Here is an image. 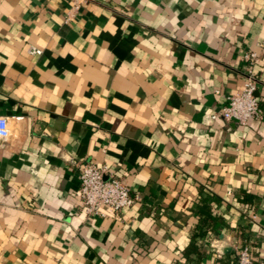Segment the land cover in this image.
Here are the masks:
<instances>
[{
  "label": "crops",
  "instance_id": "crops-1",
  "mask_svg": "<svg viewBox=\"0 0 264 264\" xmlns=\"http://www.w3.org/2000/svg\"><path fill=\"white\" fill-rule=\"evenodd\" d=\"M71 5L0 0V264H237L245 244L264 260V117H210L248 49L264 108V0H88L67 22ZM70 160L137 201L85 214Z\"/></svg>",
  "mask_w": 264,
  "mask_h": 264
},
{
  "label": "built area",
  "instance_id": "built-area-1",
  "mask_svg": "<svg viewBox=\"0 0 264 264\" xmlns=\"http://www.w3.org/2000/svg\"><path fill=\"white\" fill-rule=\"evenodd\" d=\"M88 0H72V5L67 11L65 20L68 22L79 6ZM259 49H264V40L257 42ZM30 54H39L41 50L33 45L27 49ZM244 71L242 89L228 95H223L219 89L214 90L216 95L224 97V104L220 110L211 114V119L221 118L224 121H232L239 125H246L251 119L262 120L264 108L256 95L258 87L262 84L257 76L255 66L260 62V53L248 49L243 53ZM10 130L8 118L0 115V140L9 137ZM77 168L80 187L78 196L80 206L87 215L106 216L119 213L132 206L137 197L132 196L129 188L122 180L111 172L106 165L90 160H70ZM237 264H254L249 245H243L238 250ZM256 264H264V260Z\"/></svg>",
  "mask_w": 264,
  "mask_h": 264
},
{
  "label": "trees",
  "instance_id": "trees-1",
  "mask_svg": "<svg viewBox=\"0 0 264 264\" xmlns=\"http://www.w3.org/2000/svg\"><path fill=\"white\" fill-rule=\"evenodd\" d=\"M208 198L209 197L206 196L205 201H207ZM197 212L199 214V219H200L199 222H201V225L205 224L206 220H208V219L213 220L212 217H211V214L209 213V211L207 209V207H205V208L199 207L197 209ZM197 227L200 228V226H198V225H197Z\"/></svg>",
  "mask_w": 264,
  "mask_h": 264
}]
</instances>
